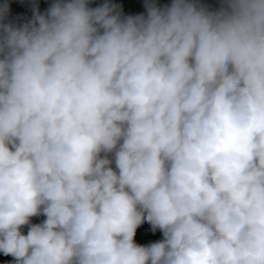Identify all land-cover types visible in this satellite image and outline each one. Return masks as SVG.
I'll use <instances>...</instances> for the list:
<instances>
[{
	"label": "clouds",
	"instance_id": "clouds-1",
	"mask_svg": "<svg viewBox=\"0 0 264 264\" xmlns=\"http://www.w3.org/2000/svg\"><path fill=\"white\" fill-rule=\"evenodd\" d=\"M27 2L0 0V264H264V0Z\"/></svg>",
	"mask_w": 264,
	"mask_h": 264
},
{
	"label": "trees",
	"instance_id": "trees-1",
	"mask_svg": "<svg viewBox=\"0 0 264 264\" xmlns=\"http://www.w3.org/2000/svg\"><path fill=\"white\" fill-rule=\"evenodd\" d=\"M38 2H39L40 10L44 11L49 6V3L51 2V0H38ZM102 2H103V0H93L92 6H96ZM114 2L119 3L123 6V10H124L125 14L136 15V14L143 13L145 11V9L143 7L144 0H114ZM158 2L160 4H165V3H170L171 0H158ZM205 2L209 3V4H213V5L217 4V0H205ZM10 6H11V18H15L17 16L22 17V18L31 17V15H32L31 7H30L29 3L27 2V0H25L24 3H21V0H11ZM21 22H23V21H21ZM43 219H44L43 216L34 217L33 222L39 223ZM24 231L26 234L27 228H25ZM162 238H163L162 233L160 231L153 233L151 231L150 224L145 222L143 225H141L137 229V234H136L134 239L139 244H148L150 242H154V241L162 239ZM2 256H3V254L0 253V257H2ZM7 257L9 258L8 260H12L11 256H7Z\"/></svg>",
	"mask_w": 264,
	"mask_h": 264
}]
</instances>
